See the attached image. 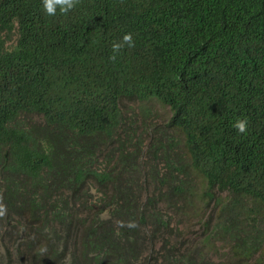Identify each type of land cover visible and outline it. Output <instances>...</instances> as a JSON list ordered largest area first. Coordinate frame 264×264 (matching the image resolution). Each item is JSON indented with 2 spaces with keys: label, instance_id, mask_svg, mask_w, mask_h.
I'll return each mask as SVG.
<instances>
[{
  "label": "trees",
  "instance_id": "trees-1",
  "mask_svg": "<svg viewBox=\"0 0 264 264\" xmlns=\"http://www.w3.org/2000/svg\"><path fill=\"white\" fill-rule=\"evenodd\" d=\"M0 264H264V0H0Z\"/></svg>",
  "mask_w": 264,
  "mask_h": 264
},
{
  "label": "clouds",
  "instance_id": "clouds-1",
  "mask_svg": "<svg viewBox=\"0 0 264 264\" xmlns=\"http://www.w3.org/2000/svg\"><path fill=\"white\" fill-rule=\"evenodd\" d=\"M78 3H79V0H42L43 9L45 10L48 16H55L57 14V9H59V12L61 14H67L69 11L77 7ZM80 29H81V25L77 32V36L80 32ZM133 43L134 42L132 39V35L130 33L124 35L121 42L113 44V47H112L113 55L110 58L115 60L116 54H118V52L123 47L125 46L132 47ZM150 104L152 105L151 107L155 109V111L159 110L157 108L158 107L157 103L155 104L150 103ZM94 106L103 113V115L105 116L107 120L112 121L117 118L119 119L117 127L115 128V132L110 136L103 135V137H106V138L109 137L111 140H115L119 138L117 133L120 132L119 126H121L120 120L122 118H127L131 116L132 117L131 121L135 122L138 120L136 119V115L134 114V112H132V109H134V107L137 106V104L135 101H133L132 99L128 97H121L115 100L114 104L104 103V104H96ZM161 114L163 113L159 111L158 120L161 121L167 118V117L164 118L165 115H161ZM232 126L237 131L238 134H244L247 131L248 121L246 119H237L236 122ZM165 130H167V128ZM42 192H45L46 194H48L46 189H40L36 194L39 195Z\"/></svg>",
  "mask_w": 264,
  "mask_h": 264
}]
</instances>
